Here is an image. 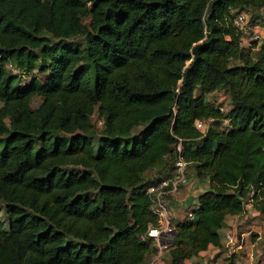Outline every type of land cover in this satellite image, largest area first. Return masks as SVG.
I'll return each mask as SVG.
<instances>
[{
    "label": "trees",
    "instance_id": "1",
    "mask_svg": "<svg viewBox=\"0 0 264 264\" xmlns=\"http://www.w3.org/2000/svg\"><path fill=\"white\" fill-rule=\"evenodd\" d=\"M241 10L264 0H0V264H143L179 141L209 188L167 264L222 247L247 198L264 215V43L240 45Z\"/></svg>",
    "mask_w": 264,
    "mask_h": 264
},
{
    "label": "built area",
    "instance_id": "2",
    "mask_svg": "<svg viewBox=\"0 0 264 264\" xmlns=\"http://www.w3.org/2000/svg\"><path fill=\"white\" fill-rule=\"evenodd\" d=\"M231 21L240 34V45L242 47L254 50L256 46L253 47V43H264V23H260L257 20L252 21L249 12L245 10L238 11L232 15ZM219 111L226 114L228 109L226 110L225 106L220 104ZM213 121V118L196 119L194 126L197 130L204 133ZM229 127L230 119L224 118L220 124V128L227 131ZM176 151V158L172 163L171 174L148 185L146 188V194L149 198V211L154 217L155 223L148 227L146 235H142L141 239L146 240L147 237H151L153 240L155 254L151 264L159 261L172 244L177 223L175 222L171 201L189 180L188 167L190 162L181 154V141L177 144ZM250 206H253V202L251 198H247L244 202V209L239 215H247L249 212L246 209ZM193 218L192 211H188L181 222L192 220ZM225 240V246L228 250L232 251L236 247H239L238 236L237 234L235 235L233 230L225 233Z\"/></svg>",
    "mask_w": 264,
    "mask_h": 264
},
{
    "label": "crops",
    "instance_id": "3",
    "mask_svg": "<svg viewBox=\"0 0 264 264\" xmlns=\"http://www.w3.org/2000/svg\"><path fill=\"white\" fill-rule=\"evenodd\" d=\"M261 44L263 43L256 44L255 49H257ZM163 174H168L169 176L171 174V169L170 171L164 172ZM188 175H189L188 183L180 189L178 194L175 195L173 200L171 201L172 210H173V213L175 216V222L177 223V225L178 223L182 221L183 217L188 211H193L197 207V196L201 192L209 188V180L208 179H204V180L198 179L196 175L193 173L191 168L188 169ZM246 211H248L252 215H257V214L263 215V214H260L253 206L247 207ZM246 216L247 215L228 216L225 219L223 226L219 230L220 243L222 244V247L209 245L205 250L200 251L197 255H202L205 253H212L214 254V258L216 259L218 258L217 264H220L219 263L220 260L224 259V257H225V261L223 262L224 264L228 262L229 264H252L255 254L254 252H249V248L253 246L254 243L251 240H254L253 237H255L256 234H252L251 232L252 230L250 228L247 229L244 223ZM232 220L234 221L236 220L237 222L234 224L233 223L231 224ZM228 224L232 226L231 228L237 233V236L239 239V247H236V249L232 251L225 249L227 248L225 246V242H226L225 233L229 231ZM261 237H262V233H260V235L257 237L256 240L259 241ZM250 241L252 245H248ZM257 241L255 242V244L257 243ZM197 255H194V256H197ZM194 256L185 260L184 263L188 260L192 261V258ZM229 257H231V259H228ZM259 264H264V263H259Z\"/></svg>",
    "mask_w": 264,
    "mask_h": 264
},
{
    "label": "rangeland",
    "instance_id": "4",
    "mask_svg": "<svg viewBox=\"0 0 264 264\" xmlns=\"http://www.w3.org/2000/svg\"><path fill=\"white\" fill-rule=\"evenodd\" d=\"M250 13L251 15V11H247ZM258 15H260V18L257 20L258 22H263L264 23V19H263V16H264V10H260L258 13ZM254 52V51H253ZM12 73L14 74H20L19 71L17 70H14ZM32 77V73H25V74H20V84L23 85L25 83H27ZM39 77V75H38ZM42 79V77H41ZM199 91L197 90L196 91V94H198ZM207 99L210 101V102H213L215 101L216 103H220V104H223L226 108V110L230 108V101H229V98H228V95L223 91V90H217L216 92H214L213 94H209L207 95ZM39 103V99L36 98L33 100V103H32V106L35 107L37 104ZM92 122L95 124V126L97 128H99L100 126V122H99V119L97 118V116L93 117L92 118ZM153 173V174H152ZM157 175V176H155ZM161 174L158 173L156 170H150L148 173H147V176L149 177H159ZM162 177L161 178H166L167 175H161ZM152 183V182H151ZM188 211V210H186ZM237 221L235 220H232L231 221V224L233 223H236ZM247 229L250 228L252 231V234H256L254 238V240H251L254 244L252 247L249 248V252H254L255 256H254V259L252 261V264H259V263H264V216L263 215H252L250 213L247 214V216L245 217V221H244ZM232 226L228 224V229L229 230H233L231 228ZM234 231V230H233ZM235 235L237 234L235 231H234ZM260 233H262V237L259 241H257V237L260 235ZM250 240V239H249ZM251 241L248 243V245H252ZM257 241V243L255 244V242ZM227 249V248H225ZM154 254L155 252H152L150 253L147 257H146V260L144 261L143 264H151V261L154 257ZM218 259V258H217ZM216 258H214V254L212 253H205V254H202V255H197V256H194L192 258V261H186L185 263L183 264H217L218 260ZM228 259H231V257H229ZM225 261V257L224 259L220 260V264H222L223 262ZM168 263V252L166 251L162 258L157 261L155 264H167ZM224 264V263H223ZM226 264H229L226 263Z\"/></svg>",
    "mask_w": 264,
    "mask_h": 264
}]
</instances>
